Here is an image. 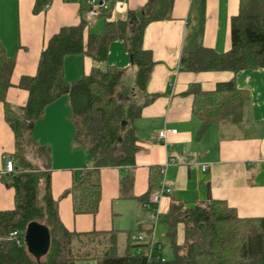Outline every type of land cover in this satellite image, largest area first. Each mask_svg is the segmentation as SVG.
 <instances>
[{
    "label": "crops",
    "instance_id": "0c3cea01",
    "mask_svg": "<svg viewBox=\"0 0 264 264\" xmlns=\"http://www.w3.org/2000/svg\"><path fill=\"white\" fill-rule=\"evenodd\" d=\"M155 0H126L112 5V20L126 19ZM241 0H173L170 17L147 24L143 47L152 52L154 65L144 91L134 88L120 96L123 102L136 101L140 114L134 119L139 150L133 166H108L101 169L102 195L96 214H75L71 194L74 174L90 164L84 144L76 142V128L71 119L68 95L49 104L43 118L34 123V137L50 151L52 193L58 201V212L71 231H117L118 238L127 233L128 244L152 227L151 209L144 207L149 199L153 166L165 170V181L172 192L165 195L153 209H159L169 226L172 207L183 209L210 198L226 201L242 217L264 216V68L196 71L186 69L182 55L197 45L224 53L231 48V18L239 11ZM36 0H0V40L8 56L16 58L12 75L14 86L6 99L13 106L28 100V91L18 86L22 76H34L41 52L47 41L64 26L78 25L86 16L85 4L52 0L39 13L34 12ZM106 17L90 21L88 33L103 30ZM108 62L118 67L135 68L123 40L110 44ZM84 54L65 58V75L74 81L93 66L106 67ZM135 73V71H134ZM125 74V76H126ZM123 77L122 83L125 80ZM234 80L247 91L239 120H221L205 130L194 113V94L190 89L216 88L219 82ZM135 91V94L133 92ZM123 96V97H122ZM176 130L165 140L158 137L163 130ZM14 132L7 123L4 103L0 101V210L15 206V190L6 184L5 156L15 155ZM207 165L206 171L203 166ZM126 176L132 178L124 188ZM162 179V178H161ZM125 189V195L122 192ZM179 224H185L179 222ZM157 227V226H156ZM177 234V231H176ZM158 242L166 237L157 236ZM178 241L179 244L184 240ZM183 241V242H182ZM163 249V245H162ZM161 249V250H162Z\"/></svg>",
    "mask_w": 264,
    "mask_h": 264
},
{
    "label": "trees",
    "instance_id": "16d2710c",
    "mask_svg": "<svg viewBox=\"0 0 264 264\" xmlns=\"http://www.w3.org/2000/svg\"><path fill=\"white\" fill-rule=\"evenodd\" d=\"M51 1L36 0L34 12L44 11ZM172 3L173 0H155L150 8L131 12L128 18L118 20L111 19L112 9L105 11L101 15L106 17L103 30L89 31L87 39L90 22L85 17L78 25L62 27L45 44L37 73L20 79L18 86L28 91V100L18 107L6 99L9 88L16 85L12 81L16 58L8 56L0 40V101L4 103L5 119L18 148L32 140L34 123L44 117L49 104L62 95L70 99L76 142L84 144L90 155V164L74 174L66 192L72 195L75 214H96L102 195L101 169L133 166L139 150L134 119L142 106L136 101L125 105L121 99L127 70L108 62L110 44L119 39L126 43L137 68L136 90L144 91L154 65L152 52L143 47L145 28L151 21L170 17ZM71 54H84L107 64L105 68L93 66L81 78L68 81L65 58ZM181 63L186 69L196 71L264 68V0L240 1L238 13L231 18L229 51L221 53L197 45L182 55ZM190 92L194 94L193 111L201 119L204 130L221 120L238 121L247 98V91L234 80L219 82L212 90L194 86ZM40 146L46 155L45 169L22 159L23 167L16 161L15 170L4 176L6 184L15 190V206L0 210V264H76L90 259H95L97 264H264V216L242 217L220 199L210 198L185 209L180 205L172 207L170 237L175 257L171 261L149 259L147 242L128 244L124 254H119L117 231L69 230L60 218L58 201L52 193L49 148ZM161 178L162 167L153 166L147 197L159 187ZM131 181L126 176L124 188ZM33 221L50 229V248L41 258L25 243V230ZM179 222L185 224L182 244L176 241ZM12 231H19L24 243L10 240ZM150 232L151 228L147 230ZM94 236L104 238L100 242L103 247H86ZM83 237L89 239L84 241ZM78 246H85L87 251H81ZM139 247L143 250L138 253Z\"/></svg>",
    "mask_w": 264,
    "mask_h": 264
},
{
    "label": "rangeland",
    "instance_id": "374dc122",
    "mask_svg": "<svg viewBox=\"0 0 264 264\" xmlns=\"http://www.w3.org/2000/svg\"><path fill=\"white\" fill-rule=\"evenodd\" d=\"M85 2V0H84ZM151 3L147 4L145 7H143V9H148L150 8ZM152 9V7H151ZM150 9V10H151ZM130 58H131V54H130ZM135 71V73H134ZM134 88H138L137 87V68L133 69V68H129L128 72L125 76V80L121 85V94L120 96L123 94V92L126 94H130V92L134 89ZM123 97V96H122ZM125 105H127V102L125 101L124 103ZM32 140H30L29 143H24L22 145L21 148H18V146L16 145V141H15V155H16V160L17 163L19 164L20 167H23V160H25V162L41 168L42 170L45 169L46 167V155L45 153L41 150V143L38 142V140L34 137V133L32 132ZM23 159V160H22ZM21 162V164H20ZM191 207V206H190ZM154 224V222H153ZM156 229H155V235H161L163 237H166V239H164L165 241H160L161 245H163V249L157 251V254H159L161 257L165 258L166 260H173L175 257V253L172 247V242L170 239H168V235L169 234V226L166 222L161 221L160 223H157L156 225ZM136 235L138 234H132L131 238L136 237ZM96 237L93 241H91V243L89 244V246H86L87 248H92L94 249L97 245L103 247V243L100 245V242L104 241V238L101 239V236H94ZM130 235L128 236L127 233H122L119 238H118V251L119 254H124L127 245H128V240H129ZM180 237L182 238L181 240L185 239V227L183 224H179V226H177V235H176V241L178 242L180 240ZM84 241H87L89 238L88 237H83ZM183 242V241H182ZM85 246H78L77 248H80L81 251H87V248ZM92 249H89L92 251ZM76 264H97V261L95 259H90V260H79L76 261Z\"/></svg>",
    "mask_w": 264,
    "mask_h": 264
},
{
    "label": "built area",
    "instance_id": "2783aa9c",
    "mask_svg": "<svg viewBox=\"0 0 264 264\" xmlns=\"http://www.w3.org/2000/svg\"><path fill=\"white\" fill-rule=\"evenodd\" d=\"M75 1H80L85 4L86 8V20L89 22L93 20L96 17H100L103 12L108 11L112 9L113 3L118 4V3H124L126 0H75ZM176 130H163L158 133V137L162 138L163 140L166 141V137L169 133H175ZM5 161V167H4V172L9 173L13 172L15 170V158L12 156H5L4 157ZM208 168L207 165L203 166V170L206 171ZM165 170L162 169V179L160 181L159 187L149 196V199L144 202V207L151 209V219L154 221V224L151 227V232L149 233L148 236H146L144 233H139L137 236V241L138 242H147L149 245L146 249V253L149 257V259H160L161 261H166L165 258L161 257L159 254H157V251L162 249V245L160 242H158L155 238V229L157 223L162 219L161 213L159 209H153L152 205L154 203H160L161 199L165 196L168 195L172 192V188L167 185L165 181ZM8 238L10 240H15L17 241L18 244L24 243L23 239L20 236L19 231H12ZM143 250L142 247H139L137 252H141Z\"/></svg>",
    "mask_w": 264,
    "mask_h": 264
},
{
    "label": "water",
    "instance_id": "95a60500",
    "mask_svg": "<svg viewBox=\"0 0 264 264\" xmlns=\"http://www.w3.org/2000/svg\"><path fill=\"white\" fill-rule=\"evenodd\" d=\"M25 243L37 258H41L50 248V229L37 221L31 222L25 230Z\"/></svg>",
    "mask_w": 264,
    "mask_h": 264
}]
</instances>
